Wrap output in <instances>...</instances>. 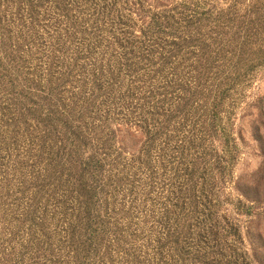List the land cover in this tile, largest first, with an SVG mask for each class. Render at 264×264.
<instances>
[{"label":"rangeland","instance_id":"obj_1","mask_svg":"<svg viewBox=\"0 0 264 264\" xmlns=\"http://www.w3.org/2000/svg\"><path fill=\"white\" fill-rule=\"evenodd\" d=\"M248 1L0 0V264H264Z\"/></svg>","mask_w":264,"mask_h":264},{"label":"trees","instance_id":"obj_2","mask_svg":"<svg viewBox=\"0 0 264 264\" xmlns=\"http://www.w3.org/2000/svg\"><path fill=\"white\" fill-rule=\"evenodd\" d=\"M248 2H250L251 7L253 3H255L254 0H250ZM251 7L248 9V12L251 9ZM255 13H256V19L253 20L252 22H247V29H245V31L242 28L233 25L230 28H227L229 21L216 19L215 21L217 22L214 24H217L218 26L216 28H213L215 32L211 33L210 37L199 36L198 41H200L204 45H208L211 42L213 48L216 47V45L218 44L219 47L223 50H226L227 47H231L232 48L231 51L227 49L229 53L226 60L228 59L235 60L236 55H239L238 58L241 55H244V57L247 58L248 54H250V48L253 49L258 48V50L264 49V0H263V4L258 6ZM211 15L212 16L208 17L210 20L214 19L213 14ZM223 28H227V29L224 30ZM223 32H232L234 34V40L224 41ZM243 32H244V36H243ZM181 40L184 41V45H185L188 41V38L187 36H184L182 37ZM257 42L260 43L258 47H256ZM224 60L225 59H222V62ZM250 60H254V59H250ZM226 65L227 63H225L224 67H226Z\"/></svg>","mask_w":264,"mask_h":264}]
</instances>
